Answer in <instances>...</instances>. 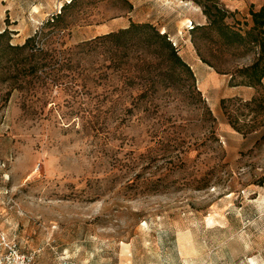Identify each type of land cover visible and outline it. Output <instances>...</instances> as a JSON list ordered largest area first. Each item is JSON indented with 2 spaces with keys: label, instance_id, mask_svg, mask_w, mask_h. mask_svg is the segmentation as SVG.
<instances>
[{
  "label": "rangeland",
  "instance_id": "374dc122",
  "mask_svg": "<svg viewBox=\"0 0 264 264\" xmlns=\"http://www.w3.org/2000/svg\"><path fill=\"white\" fill-rule=\"evenodd\" d=\"M69 1L0 0V32L22 43ZM262 4L77 0L67 15L77 24L60 40L148 22L174 42L195 81L182 75L127 114L129 91L117 99L109 78L88 90L0 82V241L32 264H264V89L241 84L239 71L257 49L198 29L210 22L204 8L216 5L245 31ZM221 98L236 99L227 111L239 130Z\"/></svg>",
  "mask_w": 264,
  "mask_h": 264
},
{
  "label": "trees",
  "instance_id": "16d2710c",
  "mask_svg": "<svg viewBox=\"0 0 264 264\" xmlns=\"http://www.w3.org/2000/svg\"><path fill=\"white\" fill-rule=\"evenodd\" d=\"M76 2L70 0L62 5L58 13L46 19L41 29L22 43L13 44L8 29L0 32V82H8L18 91H34L37 85L50 84L49 80L57 86L73 81L88 90L104 85L103 80L109 78L110 82L116 81L117 99L123 91H129L128 98L131 99L121 108L127 114L140 100L148 101L160 90L178 86L180 80L195 81L193 70L179 56L166 32H159L148 22H131L125 28L73 44L60 40V31L77 24V21L67 20L68 11ZM203 12L210 22L198 29L214 31L228 46L251 45L257 49L254 61L239 70L245 79L241 84L264 89V4L257 10H250L252 24L245 31L225 23L229 14L225 9L214 5L213 8H204ZM198 52L201 56L199 47ZM201 59L215 67L203 56ZM257 99L256 96L250 102ZM235 100L221 98L220 106L229 123L239 130L236 118L227 111L229 103ZM204 105L208 119L214 121L211 109L205 102Z\"/></svg>",
  "mask_w": 264,
  "mask_h": 264
},
{
  "label": "built area",
  "instance_id": "2783aa9c",
  "mask_svg": "<svg viewBox=\"0 0 264 264\" xmlns=\"http://www.w3.org/2000/svg\"><path fill=\"white\" fill-rule=\"evenodd\" d=\"M0 245L3 250L0 254V264H32V256L22 253L13 241L2 237Z\"/></svg>",
  "mask_w": 264,
  "mask_h": 264
},
{
  "label": "crops",
  "instance_id": "0c3cea01",
  "mask_svg": "<svg viewBox=\"0 0 264 264\" xmlns=\"http://www.w3.org/2000/svg\"><path fill=\"white\" fill-rule=\"evenodd\" d=\"M197 65H198V67L202 70H205L204 68H203V66H202V62H197Z\"/></svg>",
  "mask_w": 264,
  "mask_h": 264
}]
</instances>
